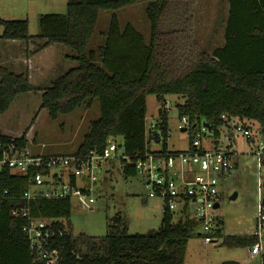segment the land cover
<instances>
[{"label": "trees", "instance_id": "trees-1", "mask_svg": "<svg viewBox=\"0 0 264 264\" xmlns=\"http://www.w3.org/2000/svg\"><path fill=\"white\" fill-rule=\"evenodd\" d=\"M137 1L140 0H69L66 14L40 16V32L36 35L30 34L27 19L0 18V39L46 40L38 45L39 50L60 43L74 51L71 59L77 66L43 90L41 107L57 118L73 112L87 99L98 101L100 118L91 123L75 154H100L109 141L121 136L125 154L132 160L131 164L125 159L120 162L128 178L139 175L135 162L147 153L177 152L167 146L158 151L150 148V141L157 139L155 133L160 141L169 136V114L162 113L156 128H147L148 95H155L160 105L171 95L184 99L175 105L178 117H188V130L192 132L201 123H209L208 134L216 147L220 128L233 117L244 123L256 122L264 136V0H227L224 43L212 53L195 35L198 0H144L151 27L149 41L131 23L122 29L113 13L105 44L98 52L91 48L100 11H117ZM36 90L39 89L31 83L28 71L14 73L0 67V116L20 94ZM26 140L24 134L20 143L25 145ZM25 190L23 177L0 181V264H45L36 262L32 255L23 232L26 219L12 215L14 207L27 205ZM29 206L34 217L63 219L71 215L69 198L37 199ZM173 216L166 210L160 228L148 234H129L126 220L118 216L109 222L108 233L101 241L67 231L55 244L63 246L62 264H184L185 246L197 231V222L189 216L174 222ZM256 243L257 239L249 235L227 236L223 241L230 247Z\"/></svg>", "mask_w": 264, "mask_h": 264}, {"label": "rangeland", "instance_id": "rangeland-1", "mask_svg": "<svg viewBox=\"0 0 264 264\" xmlns=\"http://www.w3.org/2000/svg\"><path fill=\"white\" fill-rule=\"evenodd\" d=\"M68 2L69 0H0V18L27 19L30 34L36 35L40 32V16L51 13L66 14ZM141 2L133 7L123 8L116 14L122 29L127 23H131L149 41L151 27L146 15L147 2L144 0ZM111 14L109 10L101 12L97 32L91 41V48L97 52L105 44L103 38L107 32ZM227 16V0H198L194 18L195 35L207 52L212 53L215 48L223 45ZM2 33L3 27L0 25V34ZM32 43L35 50L33 52L38 53L40 50L37 46L41 44V41L33 40ZM56 51L55 54H45L42 58L35 59L37 66L45 65L50 68L52 77H57L60 73L64 74L71 69H64L66 54L62 55V52ZM65 64L71 67L70 62ZM44 83L46 84L43 82L41 85H45ZM35 87L39 90L29 91L31 93L26 98H24L25 93H22L23 96L15 99L8 111L0 116V133L19 136L25 134L36 152L47 155L74 154L83 143L91 123L100 118L98 101L87 99L73 112L59 114L57 118H52L48 109L41 107L42 100L35 93L43 92L46 88ZM167 100L172 105V111L169 113V136L160 142L152 139L150 148L158 151L167 146L170 151H185L190 148L194 132L177 130L179 117L175 105L183 103V100L174 95ZM159 108L160 103L157 97L148 95L147 128L159 121ZM236 122H239V119L233 117L229 123L220 128L221 139L218 145L220 148L232 145L237 154V169L231 175L223 177L221 181V199L217 213L224 220L223 233L217 239V243H205L203 237L196 231L185 246L184 264H223L226 261L262 264V256L256 245L230 247L223 244L227 236L250 235L255 226L257 214L258 168L254 154L257 142H247L239 136L235 130ZM245 123H252L255 128L259 126L256 122L248 120ZM115 141L117 144H123V137L118 136ZM203 145L206 149L215 147L211 134L203 138ZM109 164L104 168L110 170L107 174L104 171L99 172V181L94 187L93 209L82 208L76 198L71 200V215L69 218L62 219L67 231L73 236L86 234L101 241L108 233L109 222L118 216L126 220L129 234H148L150 231L158 230L164 216L163 203L161 199L149 197V187L145 177L139 174L125 178L118 162L111 161ZM234 193H237V196L232 198ZM173 214V221H180L179 214Z\"/></svg>", "mask_w": 264, "mask_h": 264}, {"label": "built area", "instance_id": "built-area-1", "mask_svg": "<svg viewBox=\"0 0 264 264\" xmlns=\"http://www.w3.org/2000/svg\"><path fill=\"white\" fill-rule=\"evenodd\" d=\"M162 113H170L172 105L168 100L160 105ZM158 117L161 115L159 114ZM222 118L227 119L225 115ZM158 121L151 128L158 126ZM187 116H179L177 130L188 131ZM235 130L247 142H257L254 154L257 159V214L255 226L249 236L257 239V250L264 255V136L260 126L236 122ZM157 131V130H156ZM210 132L201 123L195 130L190 148L175 153H147L138 158L135 167L145 177L149 197L161 199L163 213L168 210L178 213L181 219L189 216L197 222V233L205 243H217L223 233L224 220L217 213L221 199V181L237 169L236 151L229 147L206 149L203 138ZM21 136L0 133V181L6 177L19 176L26 180L27 190L23 198L27 205L14 207L12 215L26 219L23 226L32 255L36 262L62 264L63 246L56 245L57 238L66 235L62 218L32 216L29 203L37 199L76 198L84 209H93L95 185L99 172L106 174L111 161L125 159L124 144L109 141L100 154L89 152L85 156L74 154L47 155L36 152L31 141L20 143ZM110 165V164H109ZM112 168V167H111ZM25 182V181H24ZM4 193H8L5 189ZM216 204H219L216 207ZM180 219V220H181Z\"/></svg>", "mask_w": 264, "mask_h": 264}, {"label": "crops", "instance_id": "crops-1", "mask_svg": "<svg viewBox=\"0 0 264 264\" xmlns=\"http://www.w3.org/2000/svg\"><path fill=\"white\" fill-rule=\"evenodd\" d=\"M141 1L142 0L137 1V2H135L133 4H130V5L124 6L121 9L133 7L136 4L142 3ZM145 6H146V4H145ZM121 9H119V10H121ZM119 10L110 11V12L113 14V13L118 12ZM102 11H106V10H101L100 11V15H101ZM100 15H99V18H100ZM110 20H111V18H110ZM110 20H109V24H110ZM109 24H108V26H109ZM101 38H102V36H101ZM103 39L105 40L106 37H104ZM33 40L34 39H32L29 42H26L25 40H10V39L9 40L8 39L4 40V39H0V67H6V68H8L10 71H12L14 73H26L29 70V72H30V81H31V83L34 86H39L41 88H48V87L51 86V83L58 76H60L62 74L60 73V75H58L57 77L50 76V74H52L50 72V70H49L50 68L45 66V65L44 66H40V67L37 66L35 64V59L36 58L40 59L45 54H47V55H49L50 53L55 54V53H57L56 50H59L60 52L63 53L62 55L66 54L65 56H67V59H69L68 61H67V59H64V69L65 70L66 69L68 70V68H73V67L77 66V62L74 61L73 59H71V57L75 55L74 51L72 49H70L69 47L65 46L64 44L53 43V44H51L49 46L44 47L42 50L38 51V53H34L33 51H35V50H33V47H34V44L32 43ZM36 41H39V40H36ZM45 42H46V40L41 41L40 45L44 44ZM66 62H70L71 63V67H69L68 64H65ZM39 70H40V72H39ZM41 72L43 74H40ZM43 82H46V84L44 83L45 85H41V83H43ZM30 93L31 92L25 93L24 94L25 95L24 98H26L27 95H30ZM35 93H37V95H38L37 97L40 100H42L43 92L38 91V92H35ZM21 96H23V95L22 94L19 95L16 98V100L19 99ZM182 100H184V99H182ZM11 136H19V135H11ZM128 230H129V228H128ZM238 263L239 264H246L247 262H238Z\"/></svg>", "mask_w": 264, "mask_h": 264}, {"label": "water", "instance_id": "water-1", "mask_svg": "<svg viewBox=\"0 0 264 264\" xmlns=\"http://www.w3.org/2000/svg\"><path fill=\"white\" fill-rule=\"evenodd\" d=\"M159 114L162 115V110L161 109L159 110ZM204 125H206L208 127L210 126L209 123H207V122H204ZM154 137L157 138L156 142H160V138H158V133H155ZM236 196H237V193H234L231 197L235 198ZM216 207H218V204H216ZM198 235H200V233H198Z\"/></svg>", "mask_w": 264, "mask_h": 264}, {"label": "bare ground", "instance_id": "bare-ground-1", "mask_svg": "<svg viewBox=\"0 0 264 264\" xmlns=\"http://www.w3.org/2000/svg\"><path fill=\"white\" fill-rule=\"evenodd\" d=\"M210 129V128H209ZM219 205V204H218Z\"/></svg>", "mask_w": 264, "mask_h": 264}]
</instances>
